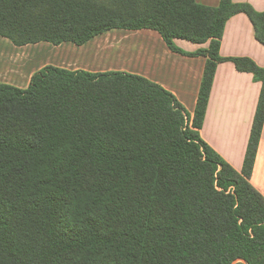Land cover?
Returning <instances> with one entry per match:
<instances>
[{
  "label": "trees",
  "instance_id": "1",
  "mask_svg": "<svg viewBox=\"0 0 264 264\" xmlns=\"http://www.w3.org/2000/svg\"><path fill=\"white\" fill-rule=\"evenodd\" d=\"M264 12L220 0H0V36L82 45L109 29L210 40L192 118L140 75L45 65L0 82V264H264V197L250 184L264 66L228 58L260 91L240 171L199 136L226 20Z\"/></svg>",
  "mask_w": 264,
  "mask_h": 264
},
{
  "label": "crops",
  "instance_id": "2",
  "mask_svg": "<svg viewBox=\"0 0 264 264\" xmlns=\"http://www.w3.org/2000/svg\"><path fill=\"white\" fill-rule=\"evenodd\" d=\"M231 1L245 3L257 12H264V0ZM195 2L216 7L220 0ZM7 42L11 41L0 36V48ZM218 42L217 53L224 60L216 64L203 123L198 132L204 142L240 171L260 82L254 80L252 73L237 70L228 58L246 57L263 67L264 45L255 38L253 25L243 12L226 20ZM172 43L181 52L170 49L157 31L147 28L109 29L82 45L72 42L54 45L40 41L16 46L11 42L12 48H28L37 57L26 59L28 62L23 65L18 62L21 59L15 58L16 61L10 62L3 57L0 61V82L25 88L31 75L45 65L89 72H128L149 79L169 91L192 118L206 62V56L195 52L207 48L210 40L194 43L173 38ZM249 182L264 197V120Z\"/></svg>",
  "mask_w": 264,
  "mask_h": 264
},
{
  "label": "rangeland",
  "instance_id": "3",
  "mask_svg": "<svg viewBox=\"0 0 264 264\" xmlns=\"http://www.w3.org/2000/svg\"><path fill=\"white\" fill-rule=\"evenodd\" d=\"M8 43V48L7 49H5V48H0V49H2V50H0V61H2V59H3V57H5V58H8V61H12V62H14V61H16L15 60V58L13 57V56H6V54L7 53H14V52H17V53H20V51L22 50V51H27V52H29V50H27V49H16V48H12V46H11V42H7ZM9 49V50H8ZM5 50V51H4ZM21 51V52H22ZM30 53H32L31 54V56L33 55V57L36 55L35 54V52H30ZM2 57V58H1ZM37 57V55L35 56V58ZM4 58V59H5ZM17 59H21V62L20 61H18L19 62V64H26V62H28V60H26L27 58H25V57H22V58H17ZM17 63V62H16Z\"/></svg>",
  "mask_w": 264,
  "mask_h": 264
},
{
  "label": "bare ground",
  "instance_id": "4",
  "mask_svg": "<svg viewBox=\"0 0 264 264\" xmlns=\"http://www.w3.org/2000/svg\"><path fill=\"white\" fill-rule=\"evenodd\" d=\"M1 48L7 49L8 48V44H6V45L2 44ZM25 49L29 50L28 48H25ZM0 50H2V49H0ZM21 51H20V53H17V52L7 53L6 56H13L14 58H22V57H25L27 59L33 57V55L31 56L32 53H30V52H33V51H31V50H29V52H27L26 50L25 51H22V52Z\"/></svg>",
  "mask_w": 264,
  "mask_h": 264
}]
</instances>
